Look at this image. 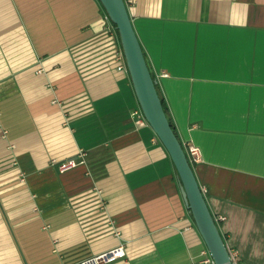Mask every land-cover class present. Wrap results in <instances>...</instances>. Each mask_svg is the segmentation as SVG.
<instances>
[{"label": "crops", "instance_id": "crops-1", "mask_svg": "<svg viewBox=\"0 0 264 264\" xmlns=\"http://www.w3.org/2000/svg\"><path fill=\"white\" fill-rule=\"evenodd\" d=\"M126 3L228 249L264 264V0ZM105 15L98 0H0V264L119 245L107 264H190L206 248L168 151L136 123Z\"/></svg>", "mask_w": 264, "mask_h": 264}, {"label": "water", "instance_id": "water-1", "mask_svg": "<svg viewBox=\"0 0 264 264\" xmlns=\"http://www.w3.org/2000/svg\"><path fill=\"white\" fill-rule=\"evenodd\" d=\"M98 1L118 30L138 104L146 121L168 151L177 169L186 206L211 257L215 264H232L231 253L158 94L157 80L153 76L141 40L133 27L126 0Z\"/></svg>", "mask_w": 264, "mask_h": 264}, {"label": "built area", "instance_id": "built-area-1", "mask_svg": "<svg viewBox=\"0 0 264 264\" xmlns=\"http://www.w3.org/2000/svg\"><path fill=\"white\" fill-rule=\"evenodd\" d=\"M105 19L108 22V27L110 31L114 34L116 42H117L116 51L114 55H115L116 62H118V69L119 70L124 69L128 71L126 61H125V56H124L125 54L123 52L118 30L117 28H115L116 26L110 20L108 14L105 15ZM133 115L136 117L137 124H143L144 122L148 124L139 105L133 111ZM182 145H183V148L187 154L188 160L191 163V165L193 163L200 162L201 151L199 147H197L196 145L188 141L182 142ZM85 156H86V153L84 151H79L77 158L70 159L65 162L64 161L60 162L58 166L59 171L62 173L71 168L76 167L78 164H84ZM21 180H24V178H22ZM230 253H231L230 256H231L232 264H246L244 261L239 260L237 258L236 251H233V252L230 251ZM125 255H126L125 247L123 245H119L117 247L111 248L109 250L98 253L96 255L93 254L88 257H85L82 260H80L78 264H107L109 262H113L117 259L123 258L125 257ZM190 264H215V262L206 247L200 252V255L194 256L193 258H191Z\"/></svg>", "mask_w": 264, "mask_h": 264}, {"label": "trees", "instance_id": "trees-1", "mask_svg": "<svg viewBox=\"0 0 264 264\" xmlns=\"http://www.w3.org/2000/svg\"><path fill=\"white\" fill-rule=\"evenodd\" d=\"M164 104V103H163ZM164 108H165V106H164ZM166 110V109H165ZM171 125H172V123H171ZM173 126V125H172Z\"/></svg>", "mask_w": 264, "mask_h": 264}]
</instances>
